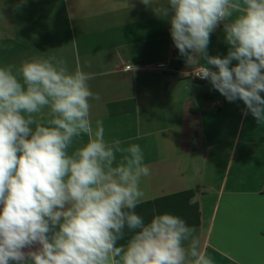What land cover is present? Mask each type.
I'll use <instances>...</instances> for the list:
<instances>
[{"label":"clouds","instance_id":"9594fccd","mask_svg":"<svg viewBox=\"0 0 264 264\" xmlns=\"http://www.w3.org/2000/svg\"><path fill=\"white\" fill-rule=\"evenodd\" d=\"M169 13L197 76L264 122V0H168ZM222 22L229 49L211 56ZM90 79L55 56L0 66V264H215L183 218L135 211L149 167L140 145L106 140L92 121Z\"/></svg>","mask_w":264,"mask_h":264},{"label":"crops","instance_id":"0c3cea01","mask_svg":"<svg viewBox=\"0 0 264 264\" xmlns=\"http://www.w3.org/2000/svg\"><path fill=\"white\" fill-rule=\"evenodd\" d=\"M167 2L0 0V66L55 56L90 73L92 121L103 120L106 140L143 150L150 175L135 211L145 222L177 215L215 264H264V122L190 77L199 66L175 47ZM228 49L222 22L208 54Z\"/></svg>","mask_w":264,"mask_h":264},{"label":"built area","instance_id":"2783aa9c","mask_svg":"<svg viewBox=\"0 0 264 264\" xmlns=\"http://www.w3.org/2000/svg\"><path fill=\"white\" fill-rule=\"evenodd\" d=\"M160 67H162V66H160ZM126 69H127V70H131V69H132V66H127ZM198 73H199V68L196 69V70H194V71L191 73L190 77H191L192 79H194L195 81L202 82V83L205 82L206 80L201 79L199 76H197Z\"/></svg>","mask_w":264,"mask_h":264}]
</instances>
